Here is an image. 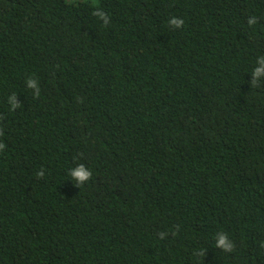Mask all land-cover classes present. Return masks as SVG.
Here are the masks:
<instances>
[{
	"label": "trees",
	"instance_id": "obj_1",
	"mask_svg": "<svg viewBox=\"0 0 264 264\" xmlns=\"http://www.w3.org/2000/svg\"><path fill=\"white\" fill-rule=\"evenodd\" d=\"M0 132V264H264V0H0Z\"/></svg>",
	"mask_w": 264,
	"mask_h": 264
},
{
	"label": "clouds",
	"instance_id": "obj_2",
	"mask_svg": "<svg viewBox=\"0 0 264 264\" xmlns=\"http://www.w3.org/2000/svg\"><path fill=\"white\" fill-rule=\"evenodd\" d=\"M171 24L176 25L177 27H180L181 25H183L184 21L182 19H175L173 18L170 21ZM249 25H253L255 23V17H253L252 19H250L248 21ZM261 69H257L254 73H253V85H256V80L255 77H257L260 74ZM0 135H2V132H0ZM5 147L4 144L0 143V150H2ZM43 173L40 171L37 173V176L40 177L42 176ZM74 176L78 177V183H77V187H79L81 185L82 182L87 181L90 177H91V172L90 171H84V166L80 165L79 169L77 171H75L73 173ZM159 236L161 239L164 238V234L163 233H159ZM216 247L223 249L225 252H231L233 250V244L228 243L227 242V235L223 234L220 235L218 237V242L216 244Z\"/></svg>",
	"mask_w": 264,
	"mask_h": 264
},
{
	"label": "rangeland",
	"instance_id": "obj_3",
	"mask_svg": "<svg viewBox=\"0 0 264 264\" xmlns=\"http://www.w3.org/2000/svg\"><path fill=\"white\" fill-rule=\"evenodd\" d=\"M71 1H80V0H71Z\"/></svg>",
	"mask_w": 264,
	"mask_h": 264
}]
</instances>
